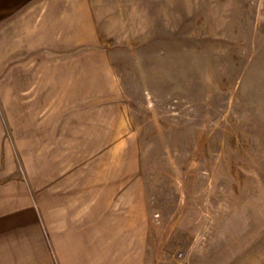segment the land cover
Listing matches in <instances>:
<instances>
[{
    "label": "rangeland",
    "instance_id": "obj_1",
    "mask_svg": "<svg viewBox=\"0 0 264 264\" xmlns=\"http://www.w3.org/2000/svg\"><path fill=\"white\" fill-rule=\"evenodd\" d=\"M59 69L95 92L113 142L83 150L114 152L145 264H264V0H0V135L34 187L54 147L26 107Z\"/></svg>",
    "mask_w": 264,
    "mask_h": 264
},
{
    "label": "crops",
    "instance_id": "obj_2",
    "mask_svg": "<svg viewBox=\"0 0 264 264\" xmlns=\"http://www.w3.org/2000/svg\"><path fill=\"white\" fill-rule=\"evenodd\" d=\"M54 72L53 86L26 107L28 124L42 119L54 147L33 178L37 187L18 172L15 151L0 135V264H145L146 216L121 205L126 188L114 180V152H103L100 163L98 153L83 150L113 142L84 115L82 96L95 92L82 87L81 76Z\"/></svg>",
    "mask_w": 264,
    "mask_h": 264
}]
</instances>
